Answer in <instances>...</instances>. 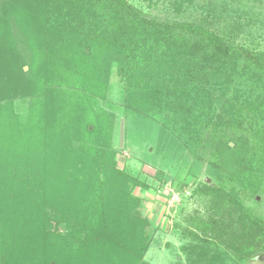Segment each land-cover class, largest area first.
Wrapping results in <instances>:
<instances>
[{
  "label": "trees",
  "instance_id": "obj_1",
  "mask_svg": "<svg viewBox=\"0 0 264 264\" xmlns=\"http://www.w3.org/2000/svg\"><path fill=\"white\" fill-rule=\"evenodd\" d=\"M177 3H198V18L160 21L128 0H0V264H145L149 241L129 231L141 183L116 167L112 117L96 106L113 67L128 108L180 122L186 139L161 125L166 152L225 183L193 187L208 207L185 235L240 263L264 251L245 204L264 191V0Z\"/></svg>",
  "mask_w": 264,
  "mask_h": 264
},
{
  "label": "rangeland",
  "instance_id": "obj_2",
  "mask_svg": "<svg viewBox=\"0 0 264 264\" xmlns=\"http://www.w3.org/2000/svg\"><path fill=\"white\" fill-rule=\"evenodd\" d=\"M128 1L148 17H155L160 21L188 22L198 18V3L193 4L197 8L191 4L178 12L175 9L177 0ZM258 43L259 48L264 50V37ZM244 44L252 47L249 43ZM24 69L27 70V67ZM126 98L123 79L113 67L107 79L105 98L99 99L96 106L106 110L112 117L110 140L115 149L116 167L141 183L132 181L131 189L132 195L136 197L134 211L139 214V222L130 230L127 229L126 233L128 230L133 234L139 231L142 233V240L148 239L149 247L143 256V263L203 264L204 261L201 260L207 258L213 263L221 264H264V251L252 262L240 263L225 247L214 249V245H207V248L205 244L185 235L184 229H191L187 219L195 214L205 216L208 207L201 197L191 196L193 187L199 183H225L218 171L207 166L206 162H196L188 153L182 158H177V155L166 152V146L162 143L165 138L161 135V125L170 124L167 128L174 126L176 132L180 131L182 138L186 139L180 122H171L158 107L150 111L142 110V113L134 111L133 108H128V104L132 105V102L126 103ZM29 101V98H16L13 101L14 109L21 115L25 114ZM166 141L169 147L170 143L171 147L176 146L174 137L166 136ZM181 172L186 174L184 181L187 185L179 190L175 183L177 175ZM245 204L253 215L264 221V191L252 193ZM58 229L62 227L58 226Z\"/></svg>",
  "mask_w": 264,
  "mask_h": 264
}]
</instances>
